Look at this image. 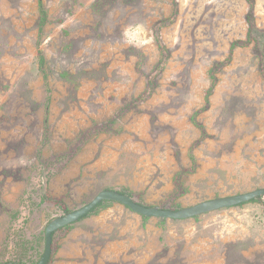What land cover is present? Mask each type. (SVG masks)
I'll use <instances>...</instances> for the list:
<instances>
[{
  "label": "rangeland",
  "instance_id": "374dc122",
  "mask_svg": "<svg viewBox=\"0 0 264 264\" xmlns=\"http://www.w3.org/2000/svg\"><path fill=\"white\" fill-rule=\"evenodd\" d=\"M260 189L264 0H0V264H39L105 191L180 211ZM255 199L145 222L110 202L48 264H264Z\"/></svg>",
  "mask_w": 264,
  "mask_h": 264
},
{
  "label": "water",
  "instance_id": "95a60500",
  "mask_svg": "<svg viewBox=\"0 0 264 264\" xmlns=\"http://www.w3.org/2000/svg\"><path fill=\"white\" fill-rule=\"evenodd\" d=\"M257 197H264V189L257 190L252 193L238 195L201 203L199 205L180 210H162L155 207H146L136 203L130 196L123 195L117 191H105L97 196L89 205L79 211L70 213L64 217L56 219L47 228L46 231V247L45 253L39 264H48L52 254V236L53 233L61 228L67 227L75 222H78L83 217L89 215L98 205L103 202H117L128 207L134 213L146 218H160L173 220H187L202 216L216 210L230 208L239 204L247 203Z\"/></svg>",
  "mask_w": 264,
  "mask_h": 264
},
{
  "label": "trees",
  "instance_id": "16d2710c",
  "mask_svg": "<svg viewBox=\"0 0 264 264\" xmlns=\"http://www.w3.org/2000/svg\"><path fill=\"white\" fill-rule=\"evenodd\" d=\"M46 17H47V13H46V11L45 10H43V9H41V21L42 22H44L45 20H46ZM41 22V27L44 25V23H42ZM41 61H42V64L44 63V60L43 59H41ZM119 193H121V194H123V195H130L131 196V194L129 193V192H119ZM256 201V199H254V200H252V202H255ZM108 203H110V202H104V203H101L100 205H98L89 215H91V214H96V213H98V210L99 209H102V208H104V207H106V205L108 204ZM67 211V210H66ZM89 215H87V216H85V217H83L82 219H84V218H87ZM81 219V220H82ZM144 220H147V218L146 217H144Z\"/></svg>",
  "mask_w": 264,
  "mask_h": 264
},
{
  "label": "crops",
  "instance_id": "0c3cea01",
  "mask_svg": "<svg viewBox=\"0 0 264 264\" xmlns=\"http://www.w3.org/2000/svg\"><path fill=\"white\" fill-rule=\"evenodd\" d=\"M136 214V213H135ZM136 215H138V214H136ZM138 216H140V215H138ZM140 218H141V220H143L144 221V218H143V216H140ZM145 222V221H144Z\"/></svg>",
  "mask_w": 264,
  "mask_h": 264
}]
</instances>
